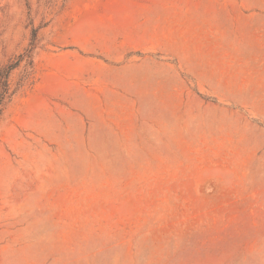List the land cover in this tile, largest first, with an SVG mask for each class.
Masks as SVG:
<instances>
[{
    "label": "rangeland",
    "instance_id": "1",
    "mask_svg": "<svg viewBox=\"0 0 264 264\" xmlns=\"http://www.w3.org/2000/svg\"><path fill=\"white\" fill-rule=\"evenodd\" d=\"M33 30L0 264H264V0H0V66Z\"/></svg>",
    "mask_w": 264,
    "mask_h": 264
},
{
    "label": "trees",
    "instance_id": "2",
    "mask_svg": "<svg viewBox=\"0 0 264 264\" xmlns=\"http://www.w3.org/2000/svg\"><path fill=\"white\" fill-rule=\"evenodd\" d=\"M36 41V32L33 30L31 38V47L25 51L24 54L18 56L14 61H9L8 63L0 66V115L3 112L5 106L10 102L11 98L14 96L16 91L23 84H18V87L15 89L10 88L9 78L13 70L18 68L22 62H24V67L29 68L32 66L31 51L34 47ZM27 73L21 78V83L27 79Z\"/></svg>",
    "mask_w": 264,
    "mask_h": 264
},
{
    "label": "crops",
    "instance_id": "3",
    "mask_svg": "<svg viewBox=\"0 0 264 264\" xmlns=\"http://www.w3.org/2000/svg\"><path fill=\"white\" fill-rule=\"evenodd\" d=\"M206 5H213V3H208V4H206ZM206 8H209V7H206ZM199 13V12H198ZM201 16H203L205 19H206V21L205 22H199L198 23V30L200 31V32H205V33H208V32H210V29H211V27L213 28V26H214V24H211V23H209V21H208V18H209V16L211 15L209 12H207V11H205V12H200L199 13ZM200 20V19H199ZM220 27V26H219ZM219 30V29H218ZM217 31V30H216ZM220 31V30H219ZM214 45H215V43L214 42H209V43H205V42H203V43H201L200 44V46H202V47H206V49H212V48H214ZM217 46H219V45H217Z\"/></svg>",
    "mask_w": 264,
    "mask_h": 264
}]
</instances>
